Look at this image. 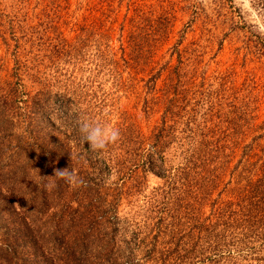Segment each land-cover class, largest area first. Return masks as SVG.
<instances>
[{"label": "trees", "instance_id": "1", "mask_svg": "<svg viewBox=\"0 0 264 264\" xmlns=\"http://www.w3.org/2000/svg\"><path fill=\"white\" fill-rule=\"evenodd\" d=\"M153 8L133 5L119 55L125 66L143 69L148 64L150 53L140 34L152 26ZM156 18L162 23L165 18L166 33V16ZM79 29L75 44L61 38V45L53 43L42 53V61L50 62L41 76L35 67L26 71L27 79H36L33 94L19 96L17 86H11L13 99L10 92L0 95V219L8 210L13 218V226L4 224L1 231L0 264H16L17 259L21 264H233L244 259L264 264V159H248L249 142L229 166L238 144L233 127L214 122L212 103L188 109L191 75L167 74L153 96L163 105L159 124L148 133L133 122L118 126L120 138L107 146L106 161L92 156L77 128L72 126L70 134L61 128L66 101L74 98L70 90L91 88L105 72L115 83L121 78L110 36L93 26ZM24 38L51 37L30 26ZM54 56L61 60H50ZM80 58L88 64H79ZM78 68L82 79L75 80ZM159 75L158 69L149 77L151 87ZM56 103L62 112H54V119ZM64 169L74 170L85 183L72 185L54 176ZM148 172L162 179L161 186L143 194V209L126 207L123 201L142 191ZM219 182L226 197L203 216L201 207Z\"/></svg>", "mask_w": 264, "mask_h": 264}, {"label": "rangeland", "instance_id": "2", "mask_svg": "<svg viewBox=\"0 0 264 264\" xmlns=\"http://www.w3.org/2000/svg\"><path fill=\"white\" fill-rule=\"evenodd\" d=\"M135 3L154 4L152 26L144 27L140 34L143 48L150 53L148 64L143 69L125 66L119 58L121 46L126 44L128 16ZM160 14L169 21L166 33L163 31L165 18L163 23L156 18ZM123 20L125 29L120 36ZM81 25L93 26L98 33L110 36L109 44L113 47L115 59H118L121 78L115 83L105 72L94 78L91 88L70 90L74 98L70 103L66 101L68 108L63 113L66 117L58 122L65 132L70 134L72 126L78 129V122L86 118L117 129L133 122L148 133L159 124L163 110L162 103L153 96L167 74L177 70L185 77L191 75L194 80V85L187 92L188 109L196 103H212L216 113L214 122L233 127L231 134L237 138L238 144L229 166L241 156L246 150L244 145L249 142L252 146L248 159H264V0H134V3L131 0H0V95L8 94L11 86H17L19 96L33 94L37 88L36 79H27L26 71L31 72L35 67V74L41 76L46 72L50 61H42V53L48 52L53 43L61 45V38L75 44ZM30 26L40 28L45 36L51 38L41 40L44 44L40 40L27 41L24 32L29 31ZM91 30L88 37L92 38ZM91 46L89 54L93 55L94 44ZM107 55L111 57V53ZM50 60L61 58L54 56ZM81 62L88 64L86 59L82 61L80 58L79 64ZM16 68H20L17 76ZM80 68L75 80L82 79ZM158 69L160 75L151 87L148 79ZM86 73L84 71V75ZM18 82L23 85H18ZM8 97L13 99L14 94L10 92ZM51 101L54 103V98ZM56 106L52 109L54 119V112H62L58 103ZM107 149H91L92 156L106 161L107 158L103 157H107ZM175 162L176 159L173 164ZM223 178H227V173ZM161 184L162 179L158 175L148 172L143 178L142 191L126 198L123 204L143 209L146 199L143 194L150 193ZM217 185L201 207L203 216L209 215L220 204V199L226 197L223 182ZM129 199L136 200L129 204ZM11 213L8 210L0 219V237L5 225L13 226ZM17 260L16 264H21V259ZM257 263L253 259H244L233 264ZM201 264H220V260H206Z\"/></svg>", "mask_w": 264, "mask_h": 264}, {"label": "clouds", "instance_id": "3", "mask_svg": "<svg viewBox=\"0 0 264 264\" xmlns=\"http://www.w3.org/2000/svg\"><path fill=\"white\" fill-rule=\"evenodd\" d=\"M78 124L81 139L87 142L93 151L103 150L109 144L116 143L120 138L119 130L111 125L89 121L86 118H81ZM54 176L64 178L72 185H83L85 183L83 179L76 176L74 170H56Z\"/></svg>", "mask_w": 264, "mask_h": 264}]
</instances>
